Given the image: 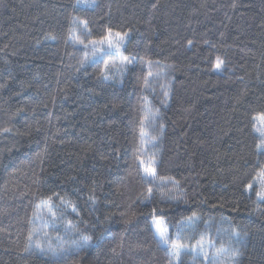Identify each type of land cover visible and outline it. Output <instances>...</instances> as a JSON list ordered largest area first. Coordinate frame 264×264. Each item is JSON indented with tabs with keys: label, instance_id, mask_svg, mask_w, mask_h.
Wrapping results in <instances>:
<instances>
[{
	"label": "trees",
	"instance_id": "1",
	"mask_svg": "<svg viewBox=\"0 0 264 264\" xmlns=\"http://www.w3.org/2000/svg\"><path fill=\"white\" fill-rule=\"evenodd\" d=\"M262 141L264 0H0V264H264Z\"/></svg>",
	"mask_w": 264,
	"mask_h": 264
},
{
	"label": "snow or ice",
	"instance_id": "2",
	"mask_svg": "<svg viewBox=\"0 0 264 264\" xmlns=\"http://www.w3.org/2000/svg\"><path fill=\"white\" fill-rule=\"evenodd\" d=\"M117 36H119V34H117ZM219 66H220V63L217 64V67H219ZM141 135H144L143 131L141 132ZM262 145H264V141H262ZM144 163H145L144 161H141V164H144ZM144 172H145L146 176H151L153 178L156 175L155 169L152 167H145ZM251 187H252V185H249V188H251ZM256 195L259 198H261L262 200H264V193L257 192ZM158 231H159L161 242L164 244H169V239H168L167 235L164 233V231L163 230H158ZM84 239L87 241L89 238L85 237ZM170 248H171L172 256L174 258H176L177 260H179V257L181 256L182 251L184 250V245L173 241L170 245Z\"/></svg>",
	"mask_w": 264,
	"mask_h": 264
}]
</instances>
